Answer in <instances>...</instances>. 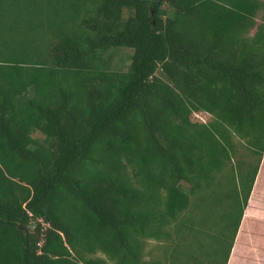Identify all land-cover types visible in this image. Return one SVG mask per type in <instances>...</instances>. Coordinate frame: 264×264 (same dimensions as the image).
<instances>
[{
    "label": "trees",
    "instance_id": "trees-1",
    "mask_svg": "<svg viewBox=\"0 0 264 264\" xmlns=\"http://www.w3.org/2000/svg\"><path fill=\"white\" fill-rule=\"evenodd\" d=\"M260 12L263 0H0V264H150L147 243L172 238L237 138L258 159L236 163L228 264L264 156ZM121 48L127 71L107 56Z\"/></svg>",
    "mask_w": 264,
    "mask_h": 264
},
{
    "label": "rangeland",
    "instance_id": "rangeland-1",
    "mask_svg": "<svg viewBox=\"0 0 264 264\" xmlns=\"http://www.w3.org/2000/svg\"><path fill=\"white\" fill-rule=\"evenodd\" d=\"M263 17L264 12H260L257 24L261 23ZM132 54L133 50L121 48L109 51L107 56L112 58L113 70L127 71L130 68ZM212 119L210 114L204 112L194 113L192 116L194 122L200 123H210ZM235 141L239 144L237 156L232 158L233 160L225 172L216 175L214 185L206 187L197 194L190 195L189 208L180 217L181 226L175 225L176 230L180 231H175V227H172L171 239L162 242L151 240L147 243L145 262L150 264L154 262L161 264H225L234 237V227L231 228L228 223L233 222L238 214L237 208L235 210L233 208L236 201L235 196H238L236 202L238 205L243 203V194L237 183L240 184L239 180L243 178L244 172L238 168L236 163L241 157L252 164H255L258 159L256 155L249 153L246 146L240 144L237 138ZM235 185L239 188L237 193L233 191L236 188ZM34 228L35 224H32L30 229ZM257 228L259 234L255 236L256 248L249 252H242L240 247L237 251L238 257H235V264H257V257H264L262 224L257 223L255 229Z\"/></svg>",
    "mask_w": 264,
    "mask_h": 264
},
{
    "label": "crops",
    "instance_id": "crops-1",
    "mask_svg": "<svg viewBox=\"0 0 264 264\" xmlns=\"http://www.w3.org/2000/svg\"><path fill=\"white\" fill-rule=\"evenodd\" d=\"M262 160L254 187L244 211L240 228L234 241L228 264H235V257L240 247L242 248V252H249V250L256 248L255 236L259 234V229H255L257 223L262 224L264 239V159ZM256 263L264 264V257H257Z\"/></svg>",
    "mask_w": 264,
    "mask_h": 264
}]
</instances>
